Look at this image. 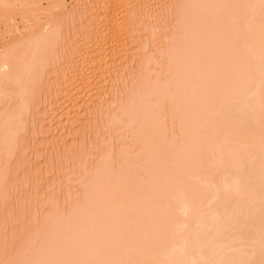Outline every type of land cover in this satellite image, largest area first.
Segmentation results:
<instances>
[{"label":"rangeland","instance_id":"obj_1","mask_svg":"<svg viewBox=\"0 0 264 264\" xmlns=\"http://www.w3.org/2000/svg\"><path fill=\"white\" fill-rule=\"evenodd\" d=\"M135 1L136 0H112V3H110V5H107V6L104 5L106 7L102 8L101 6H97L93 8L92 7L93 5H91L92 3L90 4L92 0H0V54H2V52L3 54L6 52H13L14 54H17L18 56L22 55V52L23 51L25 52V49L27 48V45L31 39L30 36H32L34 32H37L40 29H42L46 22L53 23L56 29V31L54 32V38L52 40L50 49L47 52L46 59L44 60V64L42 66V71H41L42 77H39L40 80L38 79L35 82V95H34V99L32 102V106L29 107L25 116H23V121H22L23 123H19L20 125L18 124V133L15 137L16 142H15V145L13 144L14 148L13 149H11V147L9 148L12 150L11 153L9 152V149L7 148H5L6 151L5 149L0 148V151L1 150L4 151V152L1 151L0 153L1 154L0 168L4 169L5 173L7 171V173L9 174V176H7L6 182H4V180H3L4 184L2 182L4 186H0L1 190L4 189L5 187V190H2V191L0 190V264H34L35 261L33 262V260H37L36 263L38 262L42 263L41 259L44 261V258L47 257L46 259H48L50 257V254H48L49 256H47V252H48L47 249L50 251V247L56 248L57 245L62 244V241H64L63 243L64 245H63V248L61 249V252H63L64 254L63 253L59 254V256L63 258L62 260H60V262L61 263L63 262L62 264H67L68 262H71V264L73 263L79 264V262L81 261L80 256H79V259H77L78 258L77 255L75 258L73 257L75 254L73 253L72 250L75 248H70L69 246V252L68 251L66 252L64 250L65 248L68 250V247H67L68 245H65V243L68 244L67 241L73 240L71 237L73 233L72 230H69V233L71 231V234H70L71 236L68 235V238L70 236L68 240H67V236L64 235L65 228L68 229L69 224L72 221V218H70L71 220L69 222L68 220L69 218L66 219V217H69L71 213L74 214V211H75L76 217H73V222L74 221L76 222V220L78 222V219L76 218H77V214L81 213L80 211L82 210L84 212L88 211L87 210L88 208L91 211L90 208L93 205L92 196L94 195L96 197L95 193L98 194L97 191H99L98 198L102 199V197L106 195L105 193H107V195L109 194L108 195L109 198L112 197L113 199H115L116 202L118 201L117 197H118V194L120 193L116 191L117 187L114 185L113 183L114 181H111V183L113 184L110 186L112 187L107 185V188L105 190L102 189L104 191L99 189V185L101 186V183H102V179H101L102 176H105L107 173L109 174L110 172L108 159L110 160L114 156H119L117 154H121L122 157H124L123 162H122L123 164H120L116 168L115 173H117V175L115 177L113 176L112 178L113 179L115 178V181L118 180V176H119V179H122V177L125 174H127L128 169H129L128 172L131 171V173L130 172L129 173L132 174L131 182L128 185L129 193L127 192L129 196H127V193H124L126 195V196L124 195L125 196L124 199L126 197L128 199L129 197L130 199L128 200L130 204L128 203L126 204L125 202H122L123 207L125 205H130V207L127 206V208L128 207L131 208V209H128L127 211L128 213H126L128 217L130 214L134 213V215L132 214V217H131L133 218V222H131L130 224L132 225V223L135 224L136 221L140 219L144 218L145 220H147L148 218L149 221H152L150 223L151 226L148 227L146 226V224L141 225L138 222V224H136L135 229L132 228L133 232L130 231L131 233H129L128 232L129 229L126 228L128 234L125 233L126 234L125 236L124 232L126 231V229L124 228L125 231H123V226H122V229L119 227L125 221L123 219L122 221L121 219L119 221L117 220L114 221L113 218H110L111 215L110 217L108 215V219L110 218L112 219V221H110V223L106 225L107 227L103 229H101L100 225H98L99 226L98 228H100V230H96L97 228H95L94 225L92 224L93 222L94 223L96 222V219H95L96 214L94 213L95 214V215L93 214L94 221L90 220V222L92 223L86 226L84 228V231H82V228L78 227L79 228L78 232L80 234L78 232H75V234L77 233V237L79 236L83 237V234L81 233L83 232L85 234L87 233L86 234L87 236L85 235L86 237L85 236L84 237L86 239L91 238L92 241L94 240L97 243L98 247H96L95 245V249L97 248L96 251L100 252L101 256L97 252H96L97 254H95L93 251L92 253L91 251H89L90 253L88 252V250H91L92 248L94 249V243L91 242L93 244V247H92V244L90 245V241L88 239L87 241H89V243L87 244L91 248L88 249L86 247L87 252L91 255L93 254L95 255L94 256L88 255L86 253V249H84L85 252L83 254L86 253V256L88 257L87 258L85 257L86 258V262H85V259L83 261L84 256H82L81 264L83 263L92 264V261H90V259H94V257H96L97 255L100 256L99 258L101 259L100 263H103V264H150V263L151 264H154V263L162 264V262L160 261L166 259V257H169V255L172 257H173V254L174 256L176 255V253H173V252H172L173 254L172 253L169 254V251L171 250L172 245L175 244L174 242L179 241V236L182 237L180 238L179 242H182V241L187 242L188 257L190 259H193L192 261L187 262V264H192L194 259L195 260L198 259L199 249L201 246L199 232L201 230L202 225L196 223V221H200L201 217H203V215H206L205 214L206 212L203 213L202 207L197 208L196 211L193 213L194 215L192 217L193 222H194L193 226L191 225L192 227H189V226H184L183 224H181L182 221L186 218L185 217L186 213L184 211L185 209L183 206V201H185V199L183 198V196L185 193L184 191H186L185 187L188 186L189 184V183L186 184L187 181L192 182V184H194V187L195 186L198 187V185H196L195 182H197V184L198 182L200 184L202 183L203 185L202 184L200 185L202 187L201 189H196L197 187L195 188L196 192H198L195 197V203L196 205H200L201 199L203 195L205 194L207 187L209 188L210 185L206 184L207 182L203 183L204 181H202L204 175H200V174H205V172L200 173V171H198L200 173L198 177L196 176L197 174H195L194 177L192 176L188 177V174L192 172L191 167H189L190 166L189 163H190L191 158H193L196 155V153H197V156L198 154L201 153V151L204 153L205 150L203 151V149H206V152L207 151L209 152V150L212 151L211 152V155L213 157L212 162H214V160L217 159V161H215L217 162V164H220L222 162L221 156L223 155L221 154H224V152L222 153V151H225V150L228 151L229 149V152H231L230 150L233 151V148L235 147L234 151L238 152L236 150V146L238 150L239 148L241 149V146H243L242 143L238 144V142L237 143L234 142L235 140L234 141L229 140L230 141L229 144H232L231 142H233V144L235 143L232 148V146L229 147L225 138H219V140H215L217 141L215 142V141H211L209 137H212L215 135V133H218V130H217L218 125L219 126L224 125L225 123V121L224 122L222 121L223 117H221L218 113L219 107L221 106L220 108L222 109L224 108L222 106L224 103L226 106V103H228L229 105L230 100H231L230 103L235 102L237 100L236 98L240 96V89L243 86H245L244 85L245 83L243 82L246 79H248L246 82V85L248 84V81L251 82L252 77L250 76L252 75V73H249L246 70L247 68H244L246 71L242 68L241 69L242 73H239L238 75L239 78H237L238 82L239 81L240 82L239 83L234 82V85L235 86L237 85L236 88L238 87L239 84L243 86L242 87L239 86L238 87L239 89L238 88L236 89L234 86L233 90L230 88L231 86H229L228 88H230V90L228 88H226L227 90L225 88H224L225 90H220L219 88H217V85L215 84V77H217L218 79V76H216L218 71L222 72V70H224V68L220 67L222 63L216 62L211 65L212 67L205 68L202 64V61H200L202 59L204 60V56H205L204 53H206L208 45L210 44L209 43L210 40H211V44H215L214 50L217 52V54L221 55L223 52H225L226 48L225 47L223 48V45H224L223 43H225L224 41L226 40V35L223 31L229 25L230 28L228 27V29H230V31L233 32V27L231 28V25H230L234 21L233 18L231 22H227V21L225 22L229 24L225 25L226 28L224 30H223V24L225 23H221L222 21H218V23H215V25L211 27L210 29L211 34L209 35L207 34L208 33L207 30L209 29L204 28V31L206 35L208 36L203 38L202 35L204 34L202 31V33H200V35L202 34L200 36L202 38L198 39L196 37V40L194 41L195 38L194 39L190 38L191 36L190 34L192 32L191 33L189 32L191 29L189 27L193 25L194 23H191L192 22L191 18H190L191 20L190 23L188 22V19H187L188 14L186 13V11L182 13V10H184L185 6L182 5L181 8L179 7L181 5V4L179 5V2L185 3L186 0H184L185 2L181 0H145L144 3H146L147 8L145 7L143 9L134 8V4L136 3ZM133 2L135 3L133 4ZM131 3L133 5H131ZM210 3L212 5H210ZM262 3L264 2L262 1ZM170 4L171 5L173 4V7H174V8L172 7L173 10L171 9ZM176 4H178L179 6ZM185 4L187 5V3ZM213 5L215 6V0H205V1L200 0L199 8H198V11H196V13L198 12L197 14H202L203 9H205L206 7H212ZM227 6L228 7L226 8L228 9L230 7V4ZM107 7H110L111 9H113L115 15L117 14L116 16L118 17L119 23L123 27L122 34H123V37L125 36L124 40L126 43L123 41V43L125 44H121L118 46L119 52H120L119 54L120 59L118 58V62H115L112 65L104 66L102 65L101 60L99 58L102 53L101 50L103 48H101L100 50V48L95 46L92 50L93 53L90 55L89 54L86 55L84 52L80 53L75 48V43L77 39L81 37L84 40V42H87V43L89 42L90 44L93 42V44L91 45H94V41H92L93 36H91L90 31L94 28H97L98 26H99L100 32L105 31V29L102 28V25L101 26L98 25L97 18H100V20L104 18V15L110 9V8L106 9ZM178 7L180 8L179 10H181L180 12L178 10ZM205 15L206 14L200 15L199 19L195 20V22L198 21L197 24L202 23V25H205L204 23L205 17H203ZM262 21L264 22V18L262 19ZM263 22H261V24H263ZM202 25H200V28L203 29ZM194 26L195 24L193 25V28L195 29ZM198 31L201 32V30H198ZM197 33H193V34L195 35ZM187 38L189 39V41H187ZM197 39L198 41L199 40L201 41L202 46H203V49H201L202 46L200 48L201 55L197 58L189 59L187 57V55L189 54V51L191 53L192 51L196 50V49L191 50L192 42L194 41L197 43ZM170 40H171V43L174 44L173 45L174 47L172 46L173 47L172 50H170L171 46L169 45L170 47H169L168 52L169 53L171 52V55H169L167 52L162 53L161 51V49L163 50L162 47H165V45ZM175 46H176V49H175L176 51L174 50ZM194 59H197V60L194 61ZM195 62L197 63L196 65H197L198 70L194 69L195 66H193L192 68L193 63ZM165 64L166 65L169 64V65H167L166 67ZM101 66H104L105 68ZM229 67L232 68L231 66ZM220 68H222V70ZM228 71L231 72L229 69L224 71V80H226L229 83H232L230 82L231 81L230 79L229 81L227 80L228 78L231 77L230 76L231 73L229 74ZM199 72L201 73V75L203 73V76H201ZM181 74H184V76H181V80H180ZM225 74H226V78H225ZM227 74H228V77H227ZM76 75L80 77L82 76L84 77L85 75L90 76L91 83L89 85L90 87L88 88L89 91L86 90V92L88 91L87 93L85 92V89H83L82 87L78 88L77 86L75 88L76 85H73V84L71 86V81H72L71 79L76 77ZM200 77H203L204 81L200 80ZM178 79L179 81L184 80L186 82V84L184 83V86H183L184 92L182 91L183 89L181 90L183 92L184 98L180 97L182 96V94H180V96L178 97H180L182 100H179L178 104H180V102L182 103V101L184 102L185 98L187 100L185 101V104L183 103L181 104L182 109L179 108L180 109L179 112L182 111L180 117H183L182 114H184V112H186L187 114V112L189 113V111H192L193 115L189 113L190 115H192V118L188 114H187L188 115L187 118L184 117L186 121L188 120V122L186 123H191L189 126L186 125L187 127L185 126L184 130H182V128L180 127L181 130L180 128H178V130H176L175 132L174 131L172 132L168 131V133L166 132L165 134L167 135V140H166V136L163 135L164 130L163 131L161 130L162 131L161 133L160 129H164L163 128L164 126L169 125L171 123L170 121L171 113L166 110L167 108L165 110L163 109V104L165 106L168 104L169 107H172V108H174L175 105L174 107L171 106L170 104L172 102H170L169 104V100L168 101L165 100L163 103L159 102L158 96L161 94L160 90L162 88L165 89L168 86H173V84L177 85L176 81ZM59 82L61 86L63 85L62 87L56 86V84ZM180 87L182 88V86ZM226 91L229 92L230 100L227 99L228 94ZM158 92L160 94H158ZM192 92L193 93L196 92V93L193 94ZM232 92L233 93L235 92L234 93L235 96ZM83 93L87 95L89 94L90 96L89 95L86 96ZM184 93L186 94V96H184ZM190 93L193 95H191ZM206 93L208 94V97L206 96ZM223 93L225 96L223 95ZM66 95L68 96V98H66L67 97ZM231 95H233L234 98ZM188 96H191V97L189 98ZM86 97L93 98L91 100V104L89 102V106H86V105L84 106V103H86L85 100H89V98H86ZM224 97L225 98L227 97V98L224 99ZM65 98H66V101H65ZM71 100H74V101L76 100L75 102L76 105L73 104L74 105L73 108L71 105L72 103ZM15 102L16 100H10L7 104L5 105L3 104V106L6 109V107H8L9 105L10 106L12 105V107H14L15 109L17 108V105ZM154 103L158 104L157 105L158 107H159V104L161 103L162 107L160 108H162V110L160 108H156ZM196 103L197 104L200 103V105L196 106ZM219 103L220 105H218ZM236 104H237V101H236ZM150 106L152 107L155 106L156 109H153L154 112L156 111L155 114L153 113L152 109L151 111H152V114L155 115L156 118L154 116H153L154 117L153 119L151 118L152 114L150 113ZM148 108H149L148 114L150 113L149 117L151 118V121H150V118L147 117L148 118L147 123L144 122V125H143L140 123L142 122L141 118L144 117V115L146 116V114H144L143 116L142 115L139 116L138 114ZM53 111H55L57 115ZM65 111L67 112L68 115H70L69 116L70 119L69 121H67L68 123L65 120H63L64 116H60L63 113L66 114ZM157 111L159 114L157 113ZM50 112H52L51 114L56 115L54 117L52 116L54 118L53 120H51L52 118L49 119L47 117L48 114H50ZM157 115H160V116L157 117ZM213 115L217 117V119L221 117L220 120L215 119ZM209 116H210V119H209ZM61 117H63V119ZM160 117L165 122H163ZM192 119H194L195 121ZM212 119L216 120V122ZM153 120L156 122L153 123ZM219 121L223 123L219 124L218 123ZM214 123H217L218 125L217 124L215 125ZM197 124H200V125H197ZM206 124L208 127L206 126ZM201 125L203 126L204 130L202 129ZM70 126H73V127L70 128ZM19 127H21V129ZM157 130L159 132H157ZM206 130L209 132L206 133L207 132ZM155 132H157V135L159 133V137L157 136V138H162V139L165 138V141L163 140V142H165L164 146L166 145L168 150L166 149V146H165L166 151L165 149H163L164 150L163 155H166V156L162 155V158L160 159L161 161H159V164L156 167L157 168L156 176L155 175L153 176L150 173L145 174V171L148 168V162H149V157L147 156L148 151H149L148 148H149L151 139H154L156 136ZM206 139H208L207 140L208 142L205 141ZM155 140H159V139H155ZM167 143L168 144L170 143L169 146L171 147H169ZM261 144H257L258 145L256 146L257 148L253 150V153H252L253 160H256L257 158L258 160H260L262 156L264 157L263 155L264 152L261 151L263 147L262 148L260 147ZM207 145L210 147V149H208L209 147L208 148L206 147ZM223 146H225L224 147L225 150H222ZM258 147L259 149L261 148L259 151L261 153L263 152V154H261L260 152H257ZM169 150H170V153H169ZM199 150L201 151L199 152ZM160 152H162V150ZM164 152L166 154H164ZM168 154H170V156L172 155L171 157L174 159V162H172L173 159L169 161L171 165L169 163L166 164L167 161L166 162L164 161L165 158L170 157ZM255 154L257 155V158ZM260 154H261V158L259 159ZM131 156H135V159L137 156L138 159L136 160L135 163L131 164L132 166L131 165L128 166L127 161L130 160L129 157ZM207 156H208L207 154L204 156V163H207L206 161H210L211 159L209 158H212L210 154L208 156L209 158H207ZM232 156L235 158L234 159L233 157H231L232 158L231 163L233 162L232 164L234 168L236 165L238 166V164L241 165L242 160H243L241 157L243 156L239 155L240 156L239 158L236 155L238 159H242L240 160L241 163L237 161L238 159H236L235 153L234 155L232 154ZM104 158H107L106 161H104ZM125 158H126V161H125ZM262 160L264 161L263 158ZM219 161L221 162L218 163ZM146 162L147 164H145ZM160 162H163V163H160ZM237 162L238 164H236ZM165 164L167 165V167H169V165L175 166L176 164L177 170L179 171V177L180 175L181 176L183 175L181 174L183 171L185 172V174L188 173L187 174L188 178L183 177V178H187L188 180L184 179L185 180L184 181L181 177L180 179L182 180H179V182L181 181L180 184H182V186H183V183L186 185L184 187L185 189L182 186H179L178 184L174 185L172 183V186L174 187L178 185L177 188L180 189L181 191L179 198H177L176 200V201H179L178 202L179 204L176 202V205H175L174 204L175 199L174 201L171 200L173 201L172 203L174 204L175 207L173 206V204H170L171 202L170 203L168 202V205L170 204L171 206H168V208H166L167 205L165 204L167 203V201L165 200L167 199L168 201H170V197H172L173 193L170 195V191L172 189H169L170 191L166 192L165 194L168 197L170 195L169 199L168 197H166V199L163 200L165 198L164 192L167 191L168 187L163 188L162 185L164 183L166 184L167 181H171V182L175 181L174 183H176L177 182L176 179L174 180L173 178L178 177V171H176L175 170L176 168L174 169L173 167V169L177 172V176L174 177L173 175L175 171L172 172L173 171L172 169V171H170L171 174L168 173L167 172L168 169ZM209 164L211 167V169L210 167L209 169L211 171L212 170L216 171L215 172L216 174L212 171V173H214L216 177L218 174L220 175V172L222 173L223 169L220 168L221 167L220 165H218V168H220L219 170L216 167L217 166L216 163L215 164L212 163L213 165L211 166V161H210L208 165L207 164L206 165L209 166ZM125 166L126 168H124ZM207 166H204V168H206ZM165 169H166V173L164 171ZM209 169L207 171H209ZM99 170L102 173L99 174ZM124 170L126 171V173ZM204 171H206V169H204ZM1 172L2 170L0 171V173ZM193 172L191 173L192 175H194ZM168 174H170L171 177ZM112 175L113 173L111 174L110 172V176ZM232 175L230 174L229 177L231 178ZM201 176H203L202 180L199 179V177ZM223 176L224 174L222 173V175L219 177H223ZM166 177L169 178V180L166 181ZM195 177H197V180ZM225 177L227 178V175ZM206 178H205V181H206ZM172 186L171 188H174ZM188 187H187L186 194L189 191V189L192 190V188H194V187L192 188H188ZM96 188L98 190L95 191ZM175 190L176 188L173 189V192ZM195 190L193 189L192 191H195ZM92 191H94L93 194H91ZM174 195L178 197L177 196L178 192L177 194H174ZM88 197L89 199H87ZM105 198L107 202L108 200H110L106 196ZM105 198L103 197V199ZM256 198L257 197H254V196H249L248 198H246L247 199L246 202L248 203L247 205H249L248 207L251 210L254 208L256 209L254 205H256L258 208V206L260 207L263 204L262 203L263 200L261 202L260 199L258 198L256 199ZM90 199L92 200V202H89ZM243 199L245 200V198ZM243 199L241 200L244 201ZM130 200L132 202H130ZM162 200L163 202L164 201L166 202L165 204H163L165 205L164 208H157L159 206L161 207L160 204L162 203L160 202ZM100 202L106 203V201H103V200L99 201L100 206L103 204V203L101 204ZM113 203H115L114 200H113ZM113 203H112L113 209L112 210L110 209V210L114 212V213L111 212V214H112V217L115 216L114 218L116 219L117 217L119 218V216L121 217V215L124 214L126 211L124 210L123 212H121V209L123 207L120 204V202L119 203L117 202V204L116 203L113 204ZM157 203H160L159 206L156 205ZM114 205L116 207H114ZM247 205H246V208H248ZM77 211L79 212L77 213ZM198 211H200V213ZM107 212L110 214L109 211ZM129 212L131 213L129 214ZM88 213H86V215L88 214L92 218V212L88 211ZM227 213L229 215H227ZM227 213H225V216H224L225 218L224 219L225 221H223L224 224L226 221H229V218L232 219L236 212L235 211L231 212V210H229L227 211ZM102 214H106V212L103 211ZM213 215L214 214H212V216L209 218V220L212 219V221L210 222H213L214 220L217 219V217ZM226 215L228 216L227 219H226L227 217ZM82 216H83V213H82ZM82 216H79V217L82 219ZM158 216L159 217L161 216L160 219L158 218ZM243 216L244 218H247V216L249 217L250 215H246V214L241 215V217ZM70 217H72V215ZM63 218H64V221L61 220ZM74 218L76 220H74ZM161 218H162V223L159 222L161 221ZM156 219H159L158 220L159 223L155 224V222H157ZM65 220L67 221L65 222ZM99 220L101 221L100 218ZM128 220L130 221V217ZM165 220H167V223L168 222L169 223L166 224ZM153 221H154L153 226L155 228H153L152 226ZM164 221H165V225H164ZM170 221H173V223H171ZM214 222L216 224L217 221H214ZM175 223H177V225ZM148 225H149V222H148ZM73 226H75V224ZM141 226L142 227L145 226L146 228H143L142 230ZM160 227L161 228L163 227L164 230L163 228L160 229ZM61 228H62V231L60 230ZM158 229L160 231H158ZM108 230L109 232H111L110 234L108 233ZM112 231H114V233H112ZM155 231L157 232L156 235H155L156 233ZM56 232L60 233V235H58V233ZM50 235L52 237H50ZM47 236L49 237V239ZM73 237H74V243L77 244L78 242L79 244L81 242L80 240L76 239L77 237L75 238L74 235ZM110 237L112 238V240ZM124 237L125 238L129 237L130 239V241H128L129 245L133 244L134 247L136 246L135 249L134 247L132 249L133 245H131V248H129L128 255H130V257L125 256L122 251L123 246L126 244L124 242L126 241ZM115 238L117 240H115ZM142 238L144 239L143 241H142ZM233 239H232L233 243L237 242L235 241L236 238H233ZM43 240H45V243L47 242L46 246L48 248L42 245L43 244L42 242H44ZM76 240L78 241L75 242ZM137 241L139 242L137 243ZM140 241L143 243L141 244ZM144 241H146L147 243H145ZM214 242L215 243L213 247H215L214 248L215 251H214V254L212 253L211 254L212 256H210L213 259L211 260L210 257H208L210 259V261H208L210 262V264H220V262L222 261L221 258L226 259L229 256L232 257V258H228L229 263H230L231 259H233V257L235 258L234 255H238L243 250V248L239 245L240 243L237 242V245L239 246L238 247L235 243L233 244L230 242L231 244L230 243L229 244L231 245V247L228 246V248L225 250V252L222 255V252L224 251L225 246L227 247L226 243L223 240H218V241L216 240ZM260 243L264 246V241L261 240ZM55 244L56 246H54ZM73 244L71 247L75 246ZM261 244L259 246L262 248ZM41 246L46 248V250L44 249L45 251H47L46 253L43 249H42L43 252H41V249H39V247L41 248ZM141 246L142 248L144 247V251L149 252L148 254L149 257H147L146 254L144 256L143 250L141 251L142 249ZM235 246L237 249L233 248ZM166 247L168 248L167 249L168 253L166 254V256L164 255L165 257H163L162 253L165 252ZM77 248L78 247H76V249ZM113 249L116 252H114ZM130 249H132L134 252L133 253L132 251L130 252ZM52 251H53V248L51 249V252ZM172 251H173V247H172ZM140 252L143 254L142 255V257L144 256L143 258L141 257ZM150 255L151 256L154 255V256L150 258ZM160 255L161 257L159 258ZM243 255L245 256V258H247L249 254L247 255V253L246 254L242 253L241 256L244 259ZM99 256L95 258L96 262ZM125 257L128 258L127 259L128 261L125 259ZM131 257L133 260L131 259ZM146 257L148 258V260L146 259ZM261 257H262L261 260L262 259L264 260L263 255ZM61 258L59 257V259ZM209 259H205L207 264H208L207 260ZM235 259H237V256ZM228 260L226 259V262ZM240 260L238 262L241 263L242 260L241 261ZM261 260L259 259V261L258 260L254 261V263L264 264V261L262 260L261 262ZM217 261L219 263H217ZM203 262L204 260H202V263ZM100 263L98 261V264ZM163 263L166 264V260H164ZM93 264H96L94 260H93Z\"/></svg>","mask_w":264,"mask_h":264},{"label":"bare ground","instance_id":"obj_2","mask_svg":"<svg viewBox=\"0 0 264 264\" xmlns=\"http://www.w3.org/2000/svg\"><path fill=\"white\" fill-rule=\"evenodd\" d=\"M181 1H184V0H181ZM205 1V0H204ZM262 1L264 2V0H215V6L212 8V7H206L205 9H203V12H202V14H197L196 13V11H198V8H199V3H200V0H186V2L185 3H187V5L185 4V3H180L179 2V5L178 4H176V5H178L180 8L182 7V5H184L185 7H184V10H182V13L183 12H185L186 11V13L188 14V22L190 23V21L192 20V22L191 23H194L195 24V29L193 28V25H191L189 28H191L190 29V38H192V39H194V41L196 40V37L198 38V39H200V38H204V37H207L209 34H211V27H213L214 25H215V23H218V21H222L221 23H225L226 21L227 22H231L232 21V18L234 19V21H233V23H231L230 25H231V28L233 27V32L232 31H230V29H228V27H229V23L227 24V23H225V24H223V30L226 28V26L225 25H228V27L223 31L224 33H225V35H226V40L224 41L225 43H223L224 45H223V48L225 47L226 48V50H225V52H221L222 54L220 55V54H217V52L214 50V45L215 44H211V40H210V44L208 45V48H207V50H206V53H204L205 54V56H204V60L202 59V60H200V61H202V64H203V66L205 67V68H209V67H212L211 65L212 64H214V63H216V62H221L220 64H221V66L220 67H222V68H224V70H222V68H220L221 70H222V72L220 71H218V73H217V75L216 76H218V79H217V77H215V84L217 85V88H219L220 90H225L226 88H228L229 86H231L230 88L233 90V88H234V82L236 83V82H238V79L237 78H239L238 77V75H239V73H242L241 72V69L243 68H247L246 70L249 72V73H252V75L250 76V77H252L251 78V82H249L248 81V84L246 85V82H247V80L248 79H246L243 83H245L244 85L245 86H241V84H239L238 85V87L240 86V87H242L241 89H240V96H238V98H236L235 100L237 101V104H236V101L235 102H232V103H230L231 102V100L229 99L230 98V95H229V92L228 91H226L227 92V94L229 95H227V99H229L230 100V102H229V105H228V103H226V106H225V103L222 105L224 108H220L219 107V109H218V113H219V115L221 116V117H223V119H222V121L224 122L225 121V123H224V125H218L217 123H214L215 125L217 124L218 125V127H217V130H218V133H215V135L214 136H212V137H209V139L211 140V141H215V140H219V138H225V140L227 141V143H228V145H229V147H231L232 146V148H233V145L235 144H233V142H231L232 144H229L230 143V141L229 140H235L234 142H238V144L239 143H242V145L243 146H241V149L239 148V150L237 149V146H236V150L238 151V152H235L234 151V149H235V147L233 148V151L232 150H230L231 152H229V149H228V151H226L225 150V146H223L222 147V150H225L226 151V153H225V151H222V153L224 152V154H221V155H223V156H221L222 157V159H221V161H219L218 163H220V164H217V162H215V161H217V159L216 160H214V162H212L213 160V157H212V155H211V152L212 151H210L209 150V154H210V156L212 157V158H209L208 156H209V154L206 152V149H203V151L205 150V152H206V154L208 155L207 156V158H209V159H211L210 161H211V166L213 165L212 163H216L217 164V168H218V165H220L221 167L220 168H222L223 170H222V173L224 174V176L223 177H219V176H221L222 175V173L220 172V175L218 174L217 175V177L215 176V172L216 171H213L214 173H212V171L210 170L211 169V167H210V164H209V166H207L208 165V163L210 162V161H206L207 163H204V156L206 155L205 154V152L203 153L201 150H199V152L201 151V153L200 154H198V156H197V153H196V155L193 157V158H191V160H190V163H189V167H191V169H192V172L194 173V175H192L191 173V175L190 174H188V177L190 176H192V177H194L195 176V174H197L196 176L198 177V175L201 173V172H205V174H200V175H204V177L203 176H201V177H199V179H201L202 180V177H203V180L202 181H204L203 183H206V184H208V185H210V187L208 188L207 187V189H206V191H205V194L203 195V197H202V199H201V204L200 205H196V203H195V197H196V195H197V193L198 192H196V190H195V188L197 187V186H195L194 187V184H192V182H186V184L187 183H189L188 184V186H186L184 183H183V186H182V184H180V182H179V180H184V179H187L188 177H187V174H185V172L183 171L182 173H181V171H180V173L181 174H183L182 176L180 175V177L182 178V179H180V177H179V171L177 170V167H176V164H175V166H170L171 164L169 163V161L171 160V159H173L171 156H170V154H168L170 157V159L169 158H165V162H166V164L167 163H169L170 165H169V167H167V165H166V167H167V172L168 173H170L171 174V172L170 171H172V169H173V167H174V169L176 170V171H178V177H176L177 176V172L173 169V171L172 172H174V175H173V173H172V175L174 176V177H176V178H173L174 180L176 179V183H174V182H171V181H167V180H169V178L171 177V175L170 174H168L169 176V178H167L166 177V184L164 183L163 185H162V187L163 188H167V191H165L164 192V199L163 200H165L166 199V197H168V196H166L165 194H166V192H168V191H170L169 189H172L171 191H170V195L172 194V197H170V195H169V197H170V201H168L167 199L165 200V201H167V203L164 201L163 202V200L160 202V203H162V204H160V203H157L156 205L157 206H159V204L161 205V207L159 206V207H157V208H164V206L165 205H167L166 206V208H168V206H171L170 204H173L172 202L174 201V199H175V202H174V204L176 205V202L178 203L179 201H176L177 200V198H179V195H180V193H181V191H180V189H178L177 188V186L179 185V186H182L186 191H187V187L188 188H192V187H194V188H192V190L194 189L195 191H192L191 189H189V191L187 192V194H186V191H184L185 193H184V196H183V198L185 199V201H183V206H184V211H185V213H186V218L182 221V223L181 224H183L184 226H189V227H192L193 226V224H194V222H193V213L196 211V209L197 208H201L202 207V211H203V213H205L206 215H203V217H201V220L200 221H196V223H198V224H200V225H202L201 226V230H200V232H199V238H200V240H201V246H200V249H199V257H198V259L197 260H195L194 259V261H193V263L192 264H205L206 263V260L205 259H209L208 257H210V256H212L211 254L213 253L214 254V248L215 247H213L214 246V241H218V240H223L225 243H226V245H227V247L225 246V249H224V251L222 252V255H223V253L225 252V250L228 248V246H230L231 247V243H233V241H232V239L233 238H236V240L235 241H237L238 243H240L239 245L243 248V250L238 254V255H234L235 256V258H236V256H237V259H235L234 257H233V259H231V261H230V263H229V260H228V258H232V257H228V258H226L228 261L226 262V259L224 258V259H222L221 258V262H220V264H255L254 263V261H259V259L261 260V256L263 255V257H264V246L260 243V241L262 240V241H264V179H263V177H264V161L262 160V158L264 159V157L262 156V158H261V154H263V152H264V26H263V24H264V22L262 21V19L264 18V11H263V9H264V3H262ZM114 2V1H113ZM123 2V1H122ZM136 2V3H135ZM135 2H133V4H134V8H138V9H143V8H145L146 7V3H144L145 2V0L143 1V0H136ZM202 2V1H201ZM230 2V3H229ZM26 3V2H25ZM92 3V4H91ZM110 3H112V0H92V2H90V4L91 5H93L92 7L93 8H95V7H97V6H101L102 8L103 7H106L107 5H110ZM230 4V7L227 9L226 7H228L227 5H229ZM89 4V5H90ZM125 4V3H124ZM132 3H131V5H133ZM189 4H190V6H189ZM25 5V4H24ZM104 5H106V6H104ZM171 5V4H170ZM175 5V4H174ZM210 5H212L211 3H210ZM122 6V5H121ZM124 6V5H123ZM186 6H187V8H188V10H187V8H186ZM25 7V6H24ZM91 7V8H92ZM127 7V6H126ZM173 4L171 5V9L173 10ZM178 7V10L180 9ZM110 7H107L106 9H109ZM128 8V7H127ZM147 8V7H146ZM186 9V10H185ZM103 10V9H102ZM148 10V9H147ZM191 10V11H190ZM227 10H228V12H227ZM28 11V10H27ZM89 11V10H88ZM92 11V10H91ZM107 11V10H106ZM181 10H179V12H180ZM190 11V12H189ZM87 12V11H86ZM201 13V12H200ZM47 14V13H46ZM203 14H206L205 16H203V17H205V20H204V23H205V25H202V23L201 24H197V22H195V20H197V19H199V17H200V15H203ZM117 15V14H116ZM115 15V13H114V10L113 9H109L107 12H106V14L104 15V18L102 19V20H100V18H97L98 20H97V22H98V25H102V28H104L105 29V31H102V32H100V30H99V26L97 27V28H94V29H92L91 31H90V33H91V36H93V39H92V41H94V45H91V44H93V42L90 44L89 42V44L91 45H89L87 42H84V40L81 38V37H79V39H77V41H76V43H75V48L81 53V52H84L86 55L87 54H92L93 53V48L96 46V47H98V48H100V50H101V48H103L102 50H101V55H100V60H101V63H102V65H104V66H107V65H112L113 63H115V62H118V58H119V54H120V52H119V45H121V44H125L126 42H125V40H124V37H123V27L120 25V23H119V20H118V17ZM192 15V16H191ZM262 15H263V17H262ZM121 16V15H120ZM222 17V18H221ZM30 18V17H29ZM190 18H191V20H190ZM194 18V19H193ZM229 18H230V20H229ZM28 19V18H27ZM120 19V18H119ZM219 19V20H218ZM220 19H222V20H220ZM226 19H228V20H226ZM99 20H100V22H99ZM104 20V21H103ZM122 20H124V19H122ZM37 21V20H36ZM49 21V20H48ZM103 21V22H102ZM127 21V20H126ZM26 22V21H25ZM43 22V21H42ZM261 22H263V24H261ZM97 25V24H96ZM200 25H202V27H203V29L202 28H200ZM197 26V27H196ZM219 26V25H218ZM263 26V27H262ZM204 28L205 29H209V30H207V34L208 35H206V33H205V31H204ZM230 28V27H229ZM263 28V29H262ZM191 30H193V31H191ZM198 30H201V32L200 31H198ZM212 30H213V28H212ZM56 31V29H55V26H54V24L53 23H50V22H46L45 23V25H44V27L42 28V29H40L39 31H37V32H34L33 34H32V36H30L31 37V39H30V41H29V43H28V45H27V50L25 49V52L23 53L22 52V55H17V54H14L13 52H6V53H4L3 54V52H2V54H0V148L1 149H5V148H7V149H9L10 147H11V149H13L14 147H13V144L15 145V137H16V135H17V133H18V124L19 123H23L22 121H23V116H25V114H26V112H27V110L29 109V107L30 106H32V102H33V99H34V95H35V82L39 79V77H42L41 75H42V73H41V71H42V66H43V64H44V60L46 59V56H47V52L49 51V49H50V46H51V43H52V40H53V38H54V32ZM202 31H203V34L205 35H202V37H200L201 35H200V33H202ZM209 31H210V33H209ZM127 32V31H126ZM198 32V33H197ZM193 33H197V34H193ZM199 34V35H198ZM188 35V34H187ZM128 36V35H127ZM84 37V36H83ZM210 37V36H209ZM220 37V36H219ZM211 38V37H210ZM186 39V38H185ZM198 39H197V43L196 42H192V48H191V50H194V49H196V50H194V51H192L191 53H190V51H189V56L187 55V57L189 58V59H192V58H197V57H199L200 55H201V53H200V48H201V46H202V43H201V41L199 40L198 41ZM223 39H225V38H223ZM89 41H91V40H89ZM123 41L125 42V43H123ZM187 41H189V39L187 38ZM192 41V40H191ZM185 42V41H184ZM183 42V43H184ZM88 45H87V44ZM194 43V44H193ZM86 46H85V45ZM185 44V43H184ZM187 44V43H186ZM208 44V43H207ZM171 46V48H170V50H172L173 49V45L174 44H172L171 43V40L165 45V47H162L163 48V50L161 49V51H162V53L164 52V53H168L169 55H171V52L169 53L168 52V50H169V47ZM177 45V44H176ZM181 45H182V43H181ZM217 45V44H216ZM125 46V45H124ZM168 46V47H167ZM173 46V47H172ZM195 46V47H194ZM185 47H186V45H185ZM219 47V46H218ZM221 48V47H220ZM176 49V46H175V48H174V50ZM190 49V48H189ZM201 49H203V46H202V48ZM219 49V48H218ZM174 50H173V52H174ZM199 50V51H198ZM10 51V50H9ZM122 51V50H121ZM176 51V50H175ZM5 52V51H4ZM157 52V51H156ZM182 52H183V50H182ZM203 52V51H202ZM185 53H186V51H185ZM158 55V54H157ZM173 55V54H172ZM164 56H165V54H164ZM163 57V56H162ZM159 58V57H158ZM203 58V57H202ZM120 59V58H119ZM195 60H197V59H194V61ZM229 62V63H228ZM169 63V62H168ZM197 63L195 62V63H193V65H192V68H193V66H195V68L194 69H196V70H198L197 69V65H196ZM166 65V64H165ZM165 65H164V67H165ZM167 65H169V64H167ZM167 65H166V67H167ZM231 66L232 68H230L229 66ZM104 66H101V67H104ZM169 67V66H168ZM217 67V66H216ZM105 68V67H104ZM190 68V67H189ZM231 71V72H229V74H230V78H228L227 80L229 81V79L231 80L230 82H232V83H229V82H227L226 80H224V71L225 70H228V69ZM79 69V68H78ZM165 69V68H164ZM167 69V68H166ZM171 69V68H170ZM232 69V70H231ZM151 70V69H150ZM169 70V69H168ZM187 70V69H186ZM219 70V69H218ZM245 70V69H244ZM245 70V71H246ZM251 72H250V71ZM193 71V70H192ZM244 71V72H245ZM244 72H243V74H244ZM184 73V72H183ZM186 73V72H185ZM226 73V72H225ZM81 74V73H80ZM161 74V73H160ZM199 74L201 75V73L199 72ZM90 75V74H89ZM196 75V74H195ZM197 75H198V73H197ZM86 76V75H85ZM80 77V76H77L76 75V77H74L73 79H71L72 81H71V86H72V84L73 85H76L75 86V88L78 86V88H83V89H85V92H86V90H88V88L90 87L89 85H90V76H86V77ZM181 76H184V74H181L180 75V80H181ZM201 76H203V73H202V75ZM227 77H228V74H227ZM196 78V77H195ZM225 78H226V74H225ZM163 79V78H162ZM40 80V79H39ZM183 80V79H182ZM200 80H202V81H204L203 80V77H200ZM68 82V81H67ZM169 82V81H168ZM178 82H179V84H178ZM182 82V83H181ZM201 82V81H200ZM240 82V81H239ZM238 82V83H239ZM176 83H177V85L176 84H173V86H174V88H173V86H168L167 88H165V89H161L160 90V93L158 92V94H160L159 96H158V98H159V102H161V103H163L165 100H169V104H170V102H172L170 105L171 106H173L174 107V105H175V107L174 108H172V107H169V105L167 104L166 106L163 104V109L165 110L166 108V110L168 111V112H170L171 113V115H170V121H171V123L169 124V125H166V126H164L163 128L164 129H160V131L162 130H164V136H166V140H167V135H165L166 134V132L168 133V131H176V130H178V128H182V130H184V128H185V126L187 125V126H189L191 123H186V122H188V120L186 121L185 119H184V117H188V115H190L189 113H191L192 115H193V113H192V111H189V113L187 112V114H186V112H184V114H182V116L183 117H180L181 116V113H182V111H180L179 112V110L180 109H182V106H181V104L183 103V104H185V101H187L186 100V98L184 99V102L182 101V103L180 102V104H178V102H179V100H182L180 97H183V92H184V89H183V86H184V83L186 84V82L183 80V81H179V79L176 81ZM183 84V85H181V84ZM203 83V82H202ZM233 84V85H232ZM92 85V84H91ZM56 86H61V84H60V82L59 83H57L56 84ZM63 86V85H62ZM61 86V87H62ZM67 86V85H66ZM163 86V85H162ZM180 86H182V88L180 87ZM233 86V87H232ZM237 86V85H236ZM236 86H235V88H236ZM170 87V88H169ZM237 87V88H238ZM225 88V89H224ZM230 88H228L229 90H230ZM236 88V89H237ZM57 89V88H56ZM70 89V88H69ZM183 89V90H182ZM235 89V90H236ZM239 89V88H238ZM67 90H68V88H67ZM163 90V91H162ZM183 92H182V91ZM201 90V89H200ZM227 90V89H226ZM89 91V90H88ZM87 91V92H88ZM162 91V92H161ZM195 91V90H194ZM68 92H69V90H68ZM86 92V93H87ZM197 92V91H196ZM195 92V93H196ZM193 93V92H192ZM195 93H193V94H195ZM199 93V92H198ZM233 93V92H232ZM235 93V92H234ZM233 93V94H234ZM67 94V93H66ZM84 94V93H83ZM180 94H182V96H180ZM191 94V93H190ZM193 94H191V95H193ZM226 94V93H225ZM65 95V94H64ZM84 95H86V96H88L87 94H84ZM223 95H224V93H223ZM67 96V95H66ZM65 96V97H66ZM78 96V95H77ZM90 96V95H89ZM178 96H180V97H178ZM184 96H186V94L184 93ZM206 96L208 97V94L206 93ZM205 96V97H206ZM225 96V95H224ZM233 98H234V96H235V94H234V96L233 95H231ZM85 97V96H84ZM177 99H176V98ZM189 98L191 97V96H188ZM187 97V98H188ZM216 97V96H215ZM218 97V96H217ZM221 97H223V96H221ZM66 98H68V96L66 97ZM66 98H65V101H66ZM86 98H89V97H86ZM184 98V97H183ZM188 98V99H189ZM210 98H211V96H210ZM225 97H224V99H226ZM232 98V99H233ZM93 98L92 97H90L89 98V100H85L86 101V103H84V106L86 105V106H89V102H90V104H91V100H92ZM175 99V100H174ZM209 99V98H208ZM239 99V100H238ZM10 100H16V105H17V108H15L14 109V107H12V105L10 106H8V107H6V109L4 108V106H3V104L5 105V104H7ZM64 100V99H63ZM163 100V101H162ZM174 100V101H173ZM205 100V99H204ZM234 100V99H233ZM72 101V103H71V105H72V108L74 107V105H76V100L74 101V100H71ZM84 101V102H85ZM206 101V100H205ZM217 101V100H216ZM158 102V101H157ZM197 102H198V100H197ZM220 102V101H219ZM225 102V101H224ZM68 103V102H67ZM161 103L159 104V107L157 106L158 104H155L154 103V105L156 106V108H160V107H162V105H161ZM202 103H203V101H202ZM74 104V105H73ZM232 104V105H231ZM13 105H15V104H13ZM199 106L200 105V103L199 104H197L196 103V106ZM206 105H207V103H206ZM209 105V104H208ZM218 105H220V103L218 104ZM7 106V105H6ZM152 106H153V104H152ZM152 106H150V113L152 114V111H151V109L153 110V109H156L155 108V106L154 107H152ZM165 106V107H164ZM181 106V107H180ZM194 106H195V104H194ZM59 107V106H58ZM152 107V108H151ZM217 107V106H216ZM3 108V109H2ZM70 108V107H69ZM176 108V109H175ZM180 108V109H179ZM2 109V110H1ZM57 109V108H56ZM60 109V108H59ZM63 109V108H62ZM161 110H162V108H160ZM195 109V108H194ZM54 110V109H53ZM67 110V109H66ZM159 110V109H158ZM90 111V110H89ZM177 111V112H176ZM55 114H56V112L55 111H53ZM58 112V111H57ZM66 112V111H65ZM148 112H149V108L148 109H145V110H143V112H138L139 114V116L140 115H144V114H146V116L144 115V117H142L141 118V121L142 122H140L141 124H143L144 125V122L145 123H147V120H148V118L147 117H149V115H150V113L148 114ZM156 112V111H155ZM155 112H154V110H153V113L155 114ZM161 112V111H160ZM207 112H208V110H207ZM206 112V113H207ZM52 112H50V114H48V118L49 119H51V120H53L54 118V116H56L55 114L53 115V114H51ZM59 113V112H58ZM132 113V112H131ZM157 113H158V111H157ZM179 113H180V115H179ZM62 114V113H61ZM159 114V113H158ZM186 114V115H185ZM161 115V114H160ZM160 115H157V117H159ZM192 115H190L191 116V118H192ZM53 116V117H52ZM60 116H64V119H63V117H61L63 120H65L66 122L67 121H69V116L70 115H68L67 114V112H66V114H62V115H60ZM124 116V115H123ZM155 117V115H153L152 114V116H151V118L153 119L154 117ZM167 116V115H166ZM214 116V115H213ZM217 116V115H216ZM219 117V116H218ZM220 117V118H221ZM47 118V119H48ZM150 118V117H149ZM151 118H150V121H151ZM156 118V117H155ZM161 118V117H160ZM193 118H195V117H193ZM208 118V117H207ZM214 118L215 119H217V117H215L214 116ZM220 118H218L217 120H220ZM48 119V120H49ZM157 119H159V118H157ZM156 119V120H157ZM209 119H210V116H209ZM208 119V120H209ZM161 120L163 121V119L161 118ZM191 120V119H190ZM192 120H194V119H192ZM206 120V119H205ZM212 120H214V119H212ZM64 121V122H65ZM159 121V120H158ZM161 121V122H162ZM167 121H169V120H167ZM195 121V120H194ZM207 121V120H206ZM215 122H216V120H214ZM25 122V121H24ZM65 122V123H66ZM154 122H156V121H154L153 120V123ZM160 122V121H159ZM163 122H165V121H163ZM193 122V121H192ZM223 122H218L219 124H222ZM68 123V122H67ZM118 123V122H117ZM52 124V123H51ZM203 124V123H202ZM213 124V125H214ZM20 125V124H19ZM21 125H23V124H21ZM64 125V124H63ZM140 125V124H139ZM164 125V124H163ZM197 125H200V124H197ZM204 125V124H203ZM186 126V127H187ZM205 126V125H204ZM206 126H207V124H206ZM212 126V125H211ZM71 127H73V126H70V128ZM166 127V128H165ZM193 127V126H192ZM201 127H202V129L204 130V128H203V126L201 125ZM200 127V128H201ZM208 127V126H207ZM213 127V126H212ZM20 129H21V127H19ZM70 128H69V130H70ZM181 128H180V130H181ZM199 128V129H200ZM211 128V127H210ZM72 130V129H71ZM201 130V129H200ZM209 130V129H208ZM162 131H161V133H162ZM207 131V130H206ZM157 132H159L158 130H157ZM157 132H155V138L154 139H151V142H150V145H149V151H148V154H147V156L149 157V162H148V168H147V170L145 171V174H148V173H150V174H152L153 176L155 175L156 176V170H157V165L159 164V161H161L160 159L162 158V155H163V149H165V146H164V143L165 142H163V140L165 141V138L164 139H162V138H157V136L159 137V133H158V135H157ZM209 131H207L206 133H208ZM213 132H215V131H213ZM161 133H160V135H161ZM199 133V132H198ZM204 133V132H203ZM205 133V134H206ZM174 134V133H173ZM186 134V133H185ZM202 134V133H201ZM162 135V136H163ZM184 135V134H183ZM188 135V134H187ZM204 135V134H203ZM162 136H160V137H162ZM154 137V136H153ZM152 137V138H153ZM110 138V137H109ZM112 138V137H111ZM173 138V137H172ZM155 139H159V140H155ZM154 140V141H153ZM174 140V139H173ZM208 139H206L205 141H207ZM149 142H148V144H149ZM173 142V141H172ZM208 142V141H207ZM215 142H217V141H215ZM258 142V143H257ZM212 143V142H211ZM214 143V142H213ZM262 143V144H261ZM257 144H261V148L263 147V149H261V151H263L262 153L259 151L260 149H259V147H258V151L257 152H260L261 154L259 155L260 157H259V159L260 160H258V158H257V155H256V160H253V150L255 149V148H257L256 146H258ZM167 145L169 146L170 145V143L168 144L167 143ZM163 147V148H162ZM169 147H171V146H169ZM207 148L209 147L208 145L206 146ZM206 147H204V148H206ZM157 148V149H156ZM212 148V147H211ZM11 149H9V152L11 153L12 152V150ZM166 149H167V146H166ZM166 149H165V151H166ZM208 149H210V147L208 148ZM162 150V152H160ZM168 150V149H167ZM242 150V151H241ZM257 150V149H256ZM1 151H3V150H1ZM1 151H0V153H1ZM5 151H6V149H5ZM4 152V151H3ZM8 152V151H7ZM174 152V151H173ZM220 152V151H219ZM120 153V152H119ZM169 153H170V150H169ZM234 153H235V156L237 155L239 158H240V156L239 155H242L243 157H241L242 159H238V157L236 156V159H238L237 161H239L240 162V160H242V163H241V165H239L238 164V162L236 163V164H238V166L236 165L235 166V168H234V166H233V162L231 163V161H232V158L231 157H233L232 156V154L234 155ZM239 153V154H238ZM256 153V152H255ZM117 154V153H116ZM115 154V155H116ZM164 154H166L165 152H164ZM117 155H119V156H114L112 159H108V163H109V169H110V172H111V174L113 173V175L112 176H110V172H109V174L107 175H105V176H102V183H101V186L99 185L100 184V182H99V189H106L107 188V185H112L113 183H114V185L117 187V189H116V191L117 192H119L120 194H118V203L120 202V204L122 205L123 203L122 202H125L126 204L128 203V204H130L129 203V200L128 199H130L129 197H128V199H127V197L124 199V197L126 196L124 193H127L128 192V185L130 184V182H131V178H132V174H130L131 173V171H129L128 172V170H127V174H125L123 177H122V179H119V176H118V180H116L115 181V178L113 179L112 177L114 176H116L117 175V173H115V170H116V168L120 165V164H123L122 162H123V158L124 157H122V155L121 154H117ZM120 155H121V157H120ZM173 155H174V153H173ZM215 155V154H214ZM254 155V156H255ZM264 155V154H263ZM127 156V155H126ZM163 156H166V155H163ZM219 156V157H220ZM3 157V156H2ZM168 157V156H167ZM173 157H175V156H173ZM217 157V156H216ZM220 157V158H221ZM111 158V157H110ZM234 158V157H233ZM255 158V157H254ZM0 159H1V154H0ZM106 159L107 158H104V161H106ZM129 161H127V163H128V166H130L132 163H135L136 162V160L138 159L137 158V156H136V159H135V156H131V157H129ZM140 159V158H139ZM148 159V158H147ZM215 159V158H214ZM235 159V158H234ZM233 159V160H234ZM182 160H183V158H182ZM181 160V161H182ZM125 161H126V158H125ZM224 161V162H223ZM261 161V162H260ZM172 162H174V159L172 160ZM235 162V161H234ZM125 163V162H124ZM160 163H163V162H160ZM145 164H147V162L145 163ZM207 164V165H206ZM136 165V164H135ZM172 165H174V164H172ZM132 166V165H131ZM204 166H207L208 167V169H209V167H210V169H209V171H207L208 169H207V167L206 168H204ZM122 168V167H121ZM124 168H126V166L124 167ZM128 168V167H127ZM220 168H218L219 170H220ZM1 169V168H0ZM134 169H135V167H134ZM159 169H160V167H159ZM204 169H206V171H204ZM228 169H230V170H228ZM2 170V172L0 173V186H4L3 184H4V182H6V180H7V176H9V174L7 173V171H6V173L4 172V169H1ZM0 170V171H1ZM123 170V169H122ZM203 170V171H202ZM113 171V172H112ZM125 171V170H124ZM165 171V173H166V169L164 170ZM191 171V170H190ZM189 171V172H190ZM198 171H200V173L198 172ZM207 172H209V173H207ZM218 172V171H217ZM100 173H102V172H100V170H99V174ZM125 173H126V171H125ZM157 174H158V172H157ZM160 174H161V172H160ZM176 174V175H175ZM209 175V177H208V175ZM232 175V177L230 178L229 177V175ZM103 175H104V173H103ZM118 175H119V173H118ZM227 175V178L225 177ZM161 176V175H160ZM162 176H163V174H162ZM166 176V175H165ZM183 177H187V178H183ZM197 177H195L196 178V180H197ZM207 177V178H206ZM229 177V178H228ZM163 178V177H162ZM194 178V179H195ZM205 178H206V181H205ZM234 178V179H233ZM113 179V180H112ZM193 179V180H194ZM3 180H4V182H3ZM171 180V179H170ZM188 180V179H187ZM111 181H114L113 183H111ZM185 181V180H184ZM198 181H200V180H198ZM222 181V182H221ZM2 182H3V184H2ZM163 182H165V181H163ZM162 182V183H163ZM179 182V183H178ZM161 183V182H160ZM172 183L175 185V184H178V185H176L175 187L174 186H172ZM194 183V182H193ZM190 184H192V185H190ZM195 184L196 185H198V187L196 188V189H201L202 187L200 186L201 184L198 182V184H197V182H195ZM215 186H214V185ZM106 185V186H105ZM156 185V184H155ZM203 185V184H202ZM159 186V185H158ZM171 186L172 187H174V188H171ZM192 186V187H191ZM110 187H112V186H110ZM206 187V186H205ZM2 188V187H1ZM176 188V192L174 191L173 192V189H175ZM155 189V188H154ZM204 189V188H203ZM1 190V189H0ZM2 190H5V187H4V189H2ZM1 190V191H2ZM96 190H98L97 188L95 189V191ZM104 190H102V191H104ZM166 190V189H165ZM125 191V192H124ZM199 191V190H198ZM4 192V191H3ZM93 192L94 191H92V193L91 194H93ZM98 192V194H99V191H97ZM177 192H178V197H176L174 194H177ZM103 193V192H102ZM101 193V194H102ZM129 193V192H128ZM128 193H127V196H129L128 195ZM96 194V197L93 195L92 196V199H93V202H92V200L90 199L89 200V202H92V207L90 208L91 209V211L89 210V208L87 209L89 212H92V218H91V216H89L88 214H90V213H88V211H85L86 213H88L87 215H86V213L83 211H80L81 213H78L79 211H77V213L78 214H80V215H78L77 214V218L76 219H78V222H77V220L74 218V220H76V222L74 221L73 222V217H76V212L74 211V214H72L71 213V215H72V217H66V219H68L69 220V222H70V218H72V221L70 222V224H72V225H70L69 224V228L67 229V228H65V232H64V235H66L67 236V240L70 238V234H71V231H70V233H69V230H72L73 231V233H72V239L73 240H71V241H67L66 239V241H67V243L68 244H66L65 243V245H68L67 247H68V250L65 248L64 250L67 252H69V246H70V248H75L76 249V247H78L76 250L75 249H73L72 251H73V253L75 254L73 257L75 258L76 257V255H77V259H79V256H80V259H81V261H82V256H84V258H83V261H84V259H85V262H86V258L88 257V256H86V253L88 254V255H91V254H89L90 252L89 251H91V253H92V251L95 253V254H97V253H99L100 254V252H98V251H96V249H95V245H96V247H98L97 246V243L93 240L92 241V239L91 238H85L87 235V233L85 234L84 232L83 233H81V234H83V237H80L79 236V232H78V229L79 228H82V231H84V228L86 227V226H88V225H90L92 222H90V220L91 221H94V216H93V214L95 215V219H96V224H97V226H96V224L93 222L92 224L94 225V227L95 228H97L96 230H100V228H98L99 226L98 225H100V227H101V229H103V228H106L107 226L106 225H108V223H110V221H112V219H110V218H113V220L115 221V220H117V221H119L120 219H121V221H122V219L125 221L124 223H122L121 224V226H119L121 229H122V226H123V231H125V229L127 228V229H129V233H131L130 231H132V228H134L135 229V227H136V224H138V222H139V224H141V225H144V224H146V226H151V222L152 221H149L148 220V218H147V220H145L144 218L143 219H140V220H138V221H136V223L135 224H133L132 223V225L130 224L131 222H133V218H131L132 217V214L134 215V213H132V214H130L131 212H129V217H130V221L128 220L129 219V217H128V215L126 214V213H128L127 211H128V209H131V208H129L130 207V205H125V203H124V205L126 206H124L123 207V205H122V209H121V212H123L124 210L126 211L124 214H122L121 215V217L119 216V218L117 217L116 219L114 218V217H112V214H111V210L113 209L112 207V203H113V200H114V202L117 204V202L115 201V199H113L112 197H110L109 198V194L107 195V193H105L106 195H104L103 197L105 198V196L106 197H108L110 200H108V202H107V200H106V198L105 199H103V197H102V199L101 198H98V194L97 193H95ZM169 194V193H168ZM167 194V195H168ZM125 195V196H124ZM121 198H120V197ZM175 196V197H174ZM185 196H186V198H185ZM249 196H254V197H257L258 199H260L261 200V202H262V200H263V204L262 203H260V204H262V206H258V208H257V206L256 205H254V207H256V209L254 208V209H250L248 206L249 205H247L248 203L246 202V198H248ZM169 197H168V199H169ZM242 197V198H241ZM97 198V199H96ZM107 198V199H108ZM172 198V199H171ZM243 199V198H245V200L244 201H242L241 199ZM256 198V199H257ZM87 199H89V197L87 198ZM96 199V200H95ZM101 199V200H100ZM106 201V203L105 202H100L102 205L100 206L99 205V201ZM171 200H173V201H171ZM241 201V202H240ZM130 202H132L131 200H130ZM168 202L170 203L169 205H168ZM115 203H113V204H115ZM166 203V204H165ZM199 203V202H198ZM256 203H257V201H256ZM109 204V205H108ZM119 204V205H120ZM163 204H165V205H163ZM174 204H173V206H174ZM179 204V203H178ZM181 204V203H180ZM258 204H259V202H258ZM95 205V206H94ZM108 205V206H107ZM111 205V206H110ZM246 205H247V207L250 209H248V208H246ZM127 206H129L128 208H127ZM251 206V205H250ZM111 207V208H110ZM114 207H116L115 205H114ZM175 207V206H174ZM95 208V209H94ZM100 208V209H99ZM173 208V207H172ZM253 208V207H252ZM103 209H105V210H103L104 212H106V214H102L103 213V211L102 210ZM111 209V210H110ZM229 210H231V212H233V211H235L236 213H235V217L233 216V218L231 219V218H229V221H226L225 222V224H224V222L223 221H225L224 219V216H225V213H227V211H229ZM101 211V212H100ZM107 211H109L110 212V214L107 212ZM131 211V210H130ZM199 213H200V211H198ZM210 214H209V213ZM82 213H83V216H82ZM112 213H114V212H112ZM170 213V212H169ZM202 213V212H201ZM208 213V214H207ZM163 214V213H162ZM212 214H214L216 217H217V219L216 220H214V221H217L218 222V224H217V222H216V224H215V222L213 221V222H210V221H212V219L211 220H209V218L212 216ZM237 214V215H236ZM250 215L249 217L247 216V218H244V216L243 217H241V215ZM73 215H75V216H73ZM108 215H109V217H110V215H111V217L108 219ZM164 215V214H163ZM213 215V216H214ZM227 215H229L228 213H227ZM226 215V216H227ZM79 216H82V219L79 217ZM88 216V217H87ZM99 216V217H98ZM97 217H98V219H97ZM103 219H102V218ZM105 217V218H104ZM161 217V216H160ZM160 217L158 216V218L160 219ZM166 217V216H165ZM99 218L101 219V221L99 220ZM228 218V216L226 217V219ZM126 219V220H125ZM159 219H156V221L157 222H155V224L156 223H159V222H161L162 223V218H161V221H159L158 222V220ZM164 219V218H163ZM61 220H63L64 221V218L63 219H61ZM144 222H143V221ZM67 220H65V222H66ZM100 221V222H99ZM141 221H142V223H141ZM166 221V224H168L167 223V220H165ZM165 221H164V225H165ZM73 222V223H72ZM128 222V223H127ZM148 222H149V225H148ZM171 223H173V221H170ZM193 222V223H192ZM220 222V223H219ZM86 223H88V224H86ZM126 223H127V225H126ZM178 223V222H177ZM177 223H175L176 225H177ZM75 224V226H73ZM84 224V225H83ZM128 224H129V226H128ZM153 224H154V221H153V223H152V226H153ZM180 224V223H179ZM83 227H82V226ZM192 225V226H191ZM81 226V227H80ZM104 226V227H103ZM127 226V227H126ZM132 226V227H131ZM138 226V225H137ZM160 226V225H159ZM67 227H68V225H67ZM74 227V228H73ZM79 227V228H78ZM114 227V226H113ZM142 227V226H141ZM164 227V226H163ZM162 227V228H163ZM182 227V226H181ZM72 228V229H71ZM112 228V227H111ZM125 228V229H124ZM143 228H146L145 226H143L142 227V230H143ZM153 228H155L154 226H153ZM161 227H160V229H162ZM55 229V228H54ZM68 231H67V230ZM110 229V228H109ZM119 229V228H118ZM127 229H126V231L124 232V235L126 236V234H128V232H127ZM131 229V230H130ZM133 229V230H134ZM61 231H62V228L60 229ZM59 230V231H60ZM75 230V231H74ZM111 230V229H110ZM156 230H157V228H156ZM163 230H164V228H163ZM53 231V230H52ZM151 231V230H150ZM158 231H160L159 229H158ZM256 231V232H255ZM75 232H78L79 234H78V236L79 237H77V233L75 234ZM87 232V231H86ZM104 232V231H103ZM133 232V231H132ZM156 232V231H155ZM56 233H58V232H56ZM56 233H54V234H56ZM67 233V234H66ZM108 233L110 234L111 232H109V230H108ZM107 233V234H108ZM112 233H114V231H112ZM126 233V234H125ZM61 234H63V233H61ZM157 234V232L155 233V235ZM47 235V234H46ZM58 235H60V233H58ZM68 235H70L69 236V238H68ZM73 235L75 236V238L76 239H78V240H80L79 242V244H78V240H76L75 242H77V244L76 243H74V237H73ZM86 235V236H85ZM131 235V234H130ZM54 236V235H53ZM56 236V235H55ZM85 236V237H84ZM161 236H162V234H161ZM161 236H160V238H161ZM164 236V235H163ZM48 237V236H47ZM50 237H52L51 235H50ZM62 237H63V235H62ZM155 237V236H154ZM157 237V236H156ZM84 240H83V239ZM111 238V237H110ZM114 238V237H113ZM125 238V237H124ZM127 238H128V240H127ZM127 238H125V240L126 241H124L125 243V245L123 246V248H122V251H123V254L125 255V256H129L130 257V255H128V251H129V248H131V245H133V244H130L129 245V243H128V241H130V239H129V237H127ZM180 238H182L181 236H179V241H180ZM238 238V239H237ZM48 239H49V237H48ZM64 239V238H63ZM83 241H82V240ZM89 239V241H90V245L92 244V243H94V249L92 248L91 250H88V252H87V249H86V247L89 249V248H91L90 246H88V244L87 243H89V241H87ZM153 239V238H152ZM46 240V239H45ZM45 240H43L44 242H42L41 244L44 246V247H46V248H48L47 246H46V243H45ZM60 240H61V238H60ZM111 240H112V238H111ZM115 240H117L116 238H115ZM121 240H123V239H121ZM144 239L142 238V241H143ZM182 240V239H181ZM234 240V239H233ZM84 241H85V243H84ZM87 241V242H86ZM179 241H176V242H174L175 244H171L172 245V247H173V251H172V247H171V245H170V247H171V252L169 251V254H171L172 252L173 253H176V255L174 256V254H173V257L172 256H170L169 255V257H166V259H164V260H166V264H187V262H190V261H192L193 259H190L189 257H188V253H187V247H188V244H187V242H185V241H182V242H179ZM70 242H71V244H70ZM92 242V243H91ZM110 242H112V241H110ZM109 242V243H110ZM139 241H137V243H138ZM141 242V241H140ZM145 243H147L146 241H144ZM231 242V243H230ZM237 242H234L236 245H237ZM45 243V244H44ZM64 243V241H62V244H59V245H57L56 246V244L54 245V246H56V248L55 247H50V251L47 249V251L49 252H47V251H45L46 250V248H44V247H42L41 246V248L39 247V249H41V252H43L42 251V249L45 251V253L47 252V256H49L48 254H50V257L48 258V259H46V258H44V261L41 259V261H42V263L41 264H62L61 262H60V260H62L63 258H61V256H59V254H61V253H63V252H61V249L63 248V244ZM74 243V244H73ZM84 243V244H83ZM143 242H141V244H142ZM144 243V244H145ZM230 243V244H229ZM233 243V244H234ZM58 244V243H57ZM70 244V245H69ZM72 244L73 245H75V246H73V247H71L72 246ZM140 244V245H141ZM261 244V246H262V248L259 246ZM79 245V246H78ZM139 245V244H138ZM164 245V244H163ZM60 246V247H59ZM169 246V245H168ZM238 246V245H237ZM65 247V246H64ZM92 247H93V244H92ZM133 247H134V245L132 246V249H133ZM136 247V246H135ZM135 247H134V249H135ZM145 247H146V245H145ZM239 247V246H238ZM53 248V251L51 252V249ZM139 248H140V246H139ZM141 248H142V246H141ZM224 248V247H223ZM233 248H236V246L235 247H233ZM60 249V250H59ZM84 249H86V253L85 254H83L84 252H85V250ZM132 249H130V252L132 251V253L134 252ZM167 247H166V249H165V252H163L162 254H163V257H165L166 256V254L168 253L167 252ZM237 249V248H236ZM95 250V251H94ZM143 250V254H144V256H145V254H146V256L147 257H149V252H146V251H144V247L141 249V251ZM218 250V249H217ZM113 251L114 252H116L114 249H113ZM97 252V253H96ZM101 252H102V250H101ZM118 252V251H117ZM162 252V251H161ZM220 252V251H219ZM239 252V251H238ZM141 253V252H140ZM187 253V254H186ZM242 253H244V254H246L247 253V255H248V257H247V255H246V257L247 258H245V256L243 255V257H244V259L242 258ZM64 254V253H63ZM95 254H93V255H91V256H94ZM131 254V253H130ZM142 253H141V257H142V255H143ZM217 254V253H216ZM134 255V254H133ZM165 255V256H164ZM229 255V254H228ZM97 256H99V255H97ZM96 256V257H97ZM100 256H101V254H100ZM100 256L98 257V260H97V262H96V257H94V259H90V261H92V264H93V260L95 261V263L96 264H98V261H99V263H100V261H101V259H99L100 258ZM123 256V255H122ZM143 256V257H144ZM154 255H150V258H152ZM168 256V255H167ZM59 257L61 258V259H59ZM67 257V256H66ZM86 257V258H85ZM142 257V258H143ZM146 257V259L148 260V258ZM161 257V255L159 256V258ZM240 257V258H239ZM38 259V258H37ZM112 259V258H111ZM125 259L127 260L128 258H126L125 257ZM124 259V260H125ZM131 259H132V257H131ZM163 259V258H162ZM210 259L212 260L213 258H211L210 257ZM210 259L209 260H207V262L208 261H210ZM218 259V258H217ZM242 261H241V260ZM76 260V259H75ZM107 260V259H106ZM113 260V259H112ZM125 260V261H126ZM133 260V259H132ZM150 260V259H149ZM160 260V259H159ZM164 260H162V261H160V262H162V264H164L163 263V261ZM202 260H204V262L202 263ZM241 261V263L240 262H238V261ZM263 260V259H262ZM262 260H261V262H262ZM35 261V263L37 262V260H33V262ZM68 261V260H67ZM77 261V260H76ZM80 261V260H79ZM81 261L79 262V264H81ZM104 261V260H103ZM128 261V260H127ZM130 261V260H129ZM264 261V260H263ZM32 262V263H33ZM78 262V261H77ZM76 262V263H77ZM111 262V261H110ZM114 262H115V260H114ZM131 262V261H130ZM129 262V263H130ZM245 262V263H244ZM34 263V264H35ZM39 262L38 263H36V264H40ZM69 264H71V262H68ZM67 263V264H68ZM135 263V262H134ZM153 263V262H152ZM217 263H219L218 261H217ZM73 264H75V263H73ZM84 264V263H83ZM100 264H103V263H100ZM151 264V263H150ZM155 264V263H154ZM161 264V263H160ZM207 264V263H206ZM208 264H210V262H208Z\"/></svg>","mask_w":264,"mask_h":264}]
</instances>
